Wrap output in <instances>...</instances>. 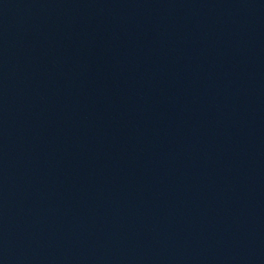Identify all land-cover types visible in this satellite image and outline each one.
<instances>
[{
	"label": "water",
	"instance_id": "1",
	"mask_svg": "<svg viewBox=\"0 0 264 264\" xmlns=\"http://www.w3.org/2000/svg\"><path fill=\"white\" fill-rule=\"evenodd\" d=\"M0 264H264V0H0Z\"/></svg>",
	"mask_w": 264,
	"mask_h": 264
}]
</instances>
